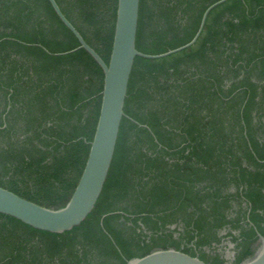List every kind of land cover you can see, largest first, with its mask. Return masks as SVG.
Listing matches in <instances>:
<instances>
[{"label":"trees","instance_id":"1","mask_svg":"<svg viewBox=\"0 0 264 264\" xmlns=\"http://www.w3.org/2000/svg\"><path fill=\"white\" fill-rule=\"evenodd\" d=\"M56 1L108 64L118 0ZM219 1L141 0L137 49L188 44ZM79 46L49 0H0V187L52 210L72 198L100 115L104 72ZM125 114L93 212L62 234L0 214V264H127L168 249L226 264L215 252L223 230L236 244L231 264L257 254L264 0H228L191 48L137 57Z\"/></svg>","mask_w":264,"mask_h":264},{"label":"water","instance_id":"2","mask_svg":"<svg viewBox=\"0 0 264 264\" xmlns=\"http://www.w3.org/2000/svg\"><path fill=\"white\" fill-rule=\"evenodd\" d=\"M227 1L221 0L205 11L200 28L191 42L164 54L148 55L136 47L141 0H118L112 51L107 64L67 19L57 1L49 0L57 16L79 41L78 49L86 50L103 69L104 87L100 115L82 176L72 198L64 208L52 210L0 187V214L15 218L36 230L52 234L71 231L84 222L93 212L112 166L122 120L126 116L125 102L136 58L159 60L191 48L201 36L210 12ZM261 240L262 245L257 254L242 264H264V237L261 236ZM127 264L206 263L199 257L168 249L153 252L142 258H134Z\"/></svg>","mask_w":264,"mask_h":264},{"label":"rangeland","instance_id":"3","mask_svg":"<svg viewBox=\"0 0 264 264\" xmlns=\"http://www.w3.org/2000/svg\"><path fill=\"white\" fill-rule=\"evenodd\" d=\"M215 252L224 255L227 260L231 261L235 255V245L229 240H226Z\"/></svg>","mask_w":264,"mask_h":264},{"label":"flooded vegetation","instance_id":"4","mask_svg":"<svg viewBox=\"0 0 264 264\" xmlns=\"http://www.w3.org/2000/svg\"><path fill=\"white\" fill-rule=\"evenodd\" d=\"M172 228H174V227H172ZM233 233H234V235H238V232H233ZM227 234H228V231H227V230H223V231L220 233V236H221L223 239H222L221 244L218 246V248L221 247L222 244H223L226 240H229L230 242H232V241H231V238L228 237ZM232 243H233V242H232ZM233 244L235 245V248H236V244H235V243H233ZM219 254H220V253H219ZM221 255H222V254H221ZM234 256H235V255H234ZM222 257L226 260V264H231L232 260H231V261L227 260V258H226L224 255H222Z\"/></svg>","mask_w":264,"mask_h":264}]
</instances>
